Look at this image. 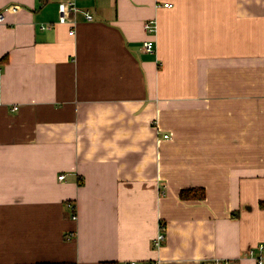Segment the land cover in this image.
Masks as SVG:
<instances>
[{
    "label": "crops",
    "instance_id": "crops-1",
    "mask_svg": "<svg viewBox=\"0 0 264 264\" xmlns=\"http://www.w3.org/2000/svg\"><path fill=\"white\" fill-rule=\"evenodd\" d=\"M60 3L0 0V264L264 261V0Z\"/></svg>",
    "mask_w": 264,
    "mask_h": 264
},
{
    "label": "built area",
    "instance_id": "built-area-1",
    "mask_svg": "<svg viewBox=\"0 0 264 264\" xmlns=\"http://www.w3.org/2000/svg\"><path fill=\"white\" fill-rule=\"evenodd\" d=\"M164 5L167 7L172 6L170 3H165ZM80 12H82L84 14V16L86 17L87 20L93 19V15L88 10H83L79 7L78 0H61L60 10H59V14H60L59 15V23L71 25L72 28L69 31L70 35L75 34V28L74 27L77 23L76 15L79 14ZM4 22H5V15L3 12H0V24L4 23ZM46 26L47 25H44L43 27L45 28ZM144 29L150 35L155 34L157 32L156 21L155 20L147 21L144 25ZM143 48H144L145 52H147V53H151V54L155 53V50H156L155 42L152 39L146 40L143 43ZM15 108H17V107H15ZM163 137L167 139V138H169V135L165 134ZM59 178L63 179L64 175H61ZM69 207L73 210L72 219L76 220L77 214L74 211L75 210L74 205L69 204ZM164 239H165L164 233H162V232L159 233L154 240L155 247L159 248L162 245ZM263 248H264L263 245L259 246L260 250H263ZM248 253L250 256H252V257L254 256V250L253 249H250ZM256 259H257V262L259 264H264L263 257L259 256V257H256ZM120 264H161V262L157 261V260L133 259V260L124 261ZM207 264H223V263L220 260H214V261L208 262ZM225 264H230V262L227 260L225 262Z\"/></svg>",
    "mask_w": 264,
    "mask_h": 264
},
{
    "label": "trees",
    "instance_id": "trees-1",
    "mask_svg": "<svg viewBox=\"0 0 264 264\" xmlns=\"http://www.w3.org/2000/svg\"><path fill=\"white\" fill-rule=\"evenodd\" d=\"M194 191H198V189H194V188H189V189H182L180 192V197L182 198H188V197H198V198H203V195L200 194L198 195L196 192L194 193ZM261 206L264 207V201L261 203ZM41 264H67V263H63V262H57V263H41ZM101 264H113V263H101Z\"/></svg>",
    "mask_w": 264,
    "mask_h": 264
}]
</instances>
